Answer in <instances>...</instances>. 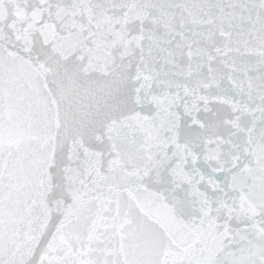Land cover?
I'll use <instances>...</instances> for the list:
<instances>
[{
  "label": "snow or ice",
  "instance_id": "1",
  "mask_svg": "<svg viewBox=\"0 0 264 264\" xmlns=\"http://www.w3.org/2000/svg\"><path fill=\"white\" fill-rule=\"evenodd\" d=\"M0 264H264V0H0Z\"/></svg>",
  "mask_w": 264,
  "mask_h": 264
}]
</instances>
